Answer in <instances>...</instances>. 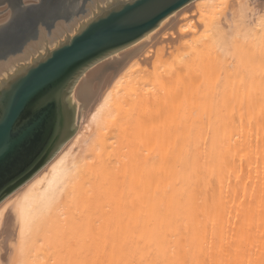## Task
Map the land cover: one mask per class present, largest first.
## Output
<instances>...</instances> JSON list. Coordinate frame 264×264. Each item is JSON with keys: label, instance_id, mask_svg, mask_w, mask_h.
Returning a JSON list of instances; mask_svg holds the SVG:
<instances>
[{"label": "bare ground", "instance_id": "1", "mask_svg": "<svg viewBox=\"0 0 264 264\" xmlns=\"http://www.w3.org/2000/svg\"><path fill=\"white\" fill-rule=\"evenodd\" d=\"M254 2L192 0L82 74L77 131L0 207V264H264Z\"/></svg>", "mask_w": 264, "mask_h": 264}, {"label": "water", "instance_id": "2", "mask_svg": "<svg viewBox=\"0 0 264 264\" xmlns=\"http://www.w3.org/2000/svg\"><path fill=\"white\" fill-rule=\"evenodd\" d=\"M191 1L96 0L0 68V196L5 198L30 179L77 131L83 109L79 105L76 121L72 92L82 74L147 36ZM126 4L136 6L123 7ZM86 28V35L77 38ZM54 67L66 71L55 103L44 110L38 122L31 113L33 92Z\"/></svg>", "mask_w": 264, "mask_h": 264}, {"label": "rangeland", "instance_id": "3", "mask_svg": "<svg viewBox=\"0 0 264 264\" xmlns=\"http://www.w3.org/2000/svg\"><path fill=\"white\" fill-rule=\"evenodd\" d=\"M89 1L91 0H64V3L56 8L50 6L36 7L25 12L23 9V4L25 2L38 4L39 0H0V26L5 27V32L9 36L7 42L3 46H0V59H6V57L13 54L14 51L22 50L27 43L29 44L30 40H37L42 30L50 32L56 28L57 22L63 21L66 23L84 10ZM254 3L253 6L256 9L253 10L254 12H264V0H257V3ZM193 8L194 6L192 5L187 6L183 10L182 16L184 14H186V17L187 15L188 17L191 16ZM9 21L11 22L9 23ZM168 25L164 26L167 28ZM164 26L161 31L166 29ZM171 26L170 24V27ZM155 37H157V35ZM155 39L156 38H154V41ZM218 43L220 42L218 41ZM177 47L178 45L175 44L174 47H170L169 51L172 53L176 52ZM170 56L171 55H169V57ZM232 57L234 59L240 58L237 50L232 51ZM3 262H5V259H3Z\"/></svg>", "mask_w": 264, "mask_h": 264}, {"label": "snow or ice", "instance_id": "4", "mask_svg": "<svg viewBox=\"0 0 264 264\" xmlns=\"http://www.w3.org/2000/svg\"><path fill=\"white\" fill-rule=\"evenodd\" d=\"M64 3V0H39L38 4H31L25 2L23 4V9L25 12L36 8V7H44V6H50L53 8H56L58 6H61ZM136 5H124L123 7H135ZM11 21H9L10 23ZM91 27V25H89ZM88 32V29H83L81 32H78L77 38L83 37ZM9 39V36L5 32V27L0 26V46H3L7 40ZM99 37L93 38L92 43H94ZM66 71V68L63 67H54L51 69L49 77L42 82L33 92L32 96V103H31V113L37 117V120L39 122V117L42 115L45 109L50 107L55 103V94L58 91L60 85V82L62 80V77L64 75V72ZM0 207H4V196H0ZM10 208H5V213L10 212Z\"/></svg>", "mask_w": 264, "mask_h": 264}]
</instances>
